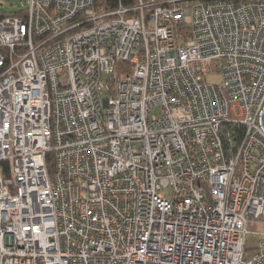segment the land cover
<instances>
[{
  "label": "built area",
  "instance_id": "obj_1",
  "mask_svg": "<svg viewBox=\"0 0 264 264\" xmlns=\"http://www.w3.org/2000/svg\"><path fill=\"white\" fill-rule=\"evenodd\" d=\"M250 221L264 0H28L0 19V264H264Z\"/></svg>",
  "mask_w": 264,
  "mask_h": 264
},
{
  "label": "rangeland",
  "instance_id": "obj_2",
  "mask_svg": "<svg viewBox=\"0 0 264 264\" xmlns=\"http://www.w3.org/2000/svg\"><path fill=\"white\" fill-rule=\"evenodd\" d=\"M28 7V0H0V18L8 14H18L24 12ZM208 84H220L222 77L218 74H209L205 78ZM248 236L246 238V249L249 250L257 245V241L261 239L264 233V222L250 221L247 224Z\"/></svg>",
  "mask_w": 264,
  "mask_h": 264
},
{
  "label": "trees",
  "instance_id": "obj_3",
  "mask_svg": "<svg viewBox=\"0 0 264 264\" xmlns=\"http://www.w3.org/2000/svg\"><path fill=\"white\" fill-rule=\"evenodd\" d=\"M135 1L136 0H95V10L99 14H106L117 9L120 4H122L125 7H132L135 4ZM201 1H214V0H201ZM228 1H232L235 4H242L251 0H228ZM20 14L21 13L18 14L16 13L13 15H20ZM117 68L119 70L118 75L121 74L122 71L130 72L132 70L130 63H120L118 64Z\"/></svg>",
  "mask_w": 264,
  "mask_h": 264
}]
</instances>
